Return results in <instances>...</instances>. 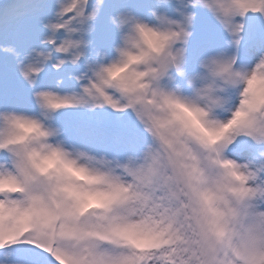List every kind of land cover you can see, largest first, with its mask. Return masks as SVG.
<instances>
[{
  "label": "snow or ice",
  "instance_id": "obj_1",
  "mask_svg": "<svg viewBox=\"0 0 264 264\" xmlns=\"http://www.w3.org/2000/svg\"><path fill=\"white\" fill-rule=\"evenodd\" d=\"M0 264H264V0H0Z\"/></svg>",
  "mask_w": 264,
  "mask_h": 264
},
{
  "label": "clouds",
  "instance_id": "obj_2",
  "mask_svg": "<svg viewBox=\"0 0 264 264\" xmlns=\"http://www.w3.org/2000/svg\"><path fill=\"white\" fill-rule=\"evenodd\" d=\"M50 143V140L33 141L32 147L36 150L33 162L36 169L41 173L59 176L64 185L63 192L74 199L83 201L90 194L85 190L95 183V178L88 172V169L93 166L84 157L71 150L62 149L68 154L66 157L57 151L50 150L45 146ZM57 147L59 146L52 145V148Z\"/></svg>",
  "mask_w": 264,
  "mask_h": 264
}]
</instances>
